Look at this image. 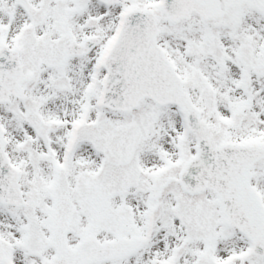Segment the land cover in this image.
<instances>
[{"label":"snow or ice","instance_id":"6c2138e0","mask_svg":"<svg viewBox=\"0 0 264 264\" xmlns=\"http://www.w3.org/2000/svg\"><path fill=\"white\" fill-rule=\"evenodd\" d=\"M0 264H264V0H0Z\"/></svg>","mask_w":264,"mask_h":264}]
</instances>
